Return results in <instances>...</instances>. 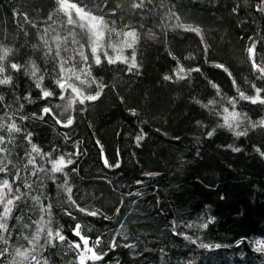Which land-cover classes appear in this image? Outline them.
Returning a JSON list of instances; mask_svg holds the SVG:
<instances>
[{"label":"trees","instance_id":"trees-1","mask_svg":"<svg viewBox=\"0 0 264 264\" xmlns=\"http://www.w3.org/2000/svg\"><path fill=\"white\" fill-rule=\"evenodd\" d=\"M137 2L81 3L92 8L93 14L103 15L109 29L115 30L110 41L106 32L107 42L123 40L117 32L136 31V43L124 48L123 55L130 59L134 51L137 68L129 71V65L121 62L93 65L90 77L80 76L85 83L75 78L72 82L84 95L100 91V96L69 106L72 96L65 93L61 100V90L54 83L57 61L51 38L67 36L72 26L64 24L55 0H0V47L12 50L4 63L22 66L19 72L6 73L12 76L11 85H0L4 97L0 123L15 120L22 129L12 134L13 142L0 145L8 149L0 153V159L6 155L10 171H19L22 177L13 185L14 190L20 185L22 196L8 221L10 235L4 234L8 243L0 241V250L7 249L0 264H35L31 255L40 264L45 259L47 264H78L79 250L70 246L80 242L73 234L77 223L89 246L99 240L94 251L106 253L88 264H264V251H255V242L264 240V127L258 126L264 120V105L240 99L237 91L252 96V83L264 87L246 51L255 41L256 61H264V12L255 7L259 0H144L142 8H133ZM178 24L199 27L201 34ZM45 29H49L47 34ZM42 36L53 48L50 55H45L48 48ZM76 39L84 43L81 36ZM78 47L62 46L60 56L71 57ZM84 51L89 53L87 44ZM108 52L116 55L111 49ZM88 62H92L90 54ZM31 63L45 74L43 87L53 96L40 98V89L26 74L25 66ZM181 65L185 79L174 76ZM81 66L86 67L77 64V70ZM165 76L173 79L165 80ZM97 83L103 85L102 91ZM29 94L31 102L25 99ZM233 98L234 109L229 103ZM44 107L51 113L39 119ZM224 108L242 117L246 114L236 128L246 135L238 137L220 127ZM22 116L28 119L22 121ZM69 118L73 122L65 127ZM26 133L32 134V143L43 152L56 149L54 156L72 159L64 169L66 178L56 173L50 179L47 171L30 174L33 169L27 165V153L31 145L24 139ZM0 135L7 140L6 129ZM141 135L143 139L137 142ZM229 145L241 150L234 152ZM36 162L50 167L38 156ZM65 179L76 205L97 215L81 213L70 203ZM25 183L31 187H24ZM49 204L51 227L59 229L66 240L48 246L45 230L29 259L17 256V249L31 248L29 240L37 227L33 221L42 215L48 220L41 205ZM69 211L71 216L66 214ZM205 223L206 228L200 226ZM205 244L209 247L201 246Z\"/></svg>","mask_w":264,"mask_h":264},{"label":"snow or ice","instance_id":"snow-or-ice-1","mask_svg":"<svg viewBox=\"0 0 264 264\" xmlns=\"http://www.w3.org/2000/svg\"><path fill=\"white\" fill-rule=\"evenodd\" d=\"M57 4L56 11L60 13L63 17V22L67 26H72L67 36H60L59 34H56L52 36V41L55 43V56L53 57L54 60L57 61V67H56V77L54 78L55 85L61 90L60 99L63 100L65 98V93H69L72 98L69 100V106L72 104L79 102L81 105L85 103V101H94L98 99L100 96V91H97L94 95H84L82 90L76 86L75 83H73V78L75 80L80 81L81 83H85V81H82L80 79L81 74H85L87 76H91V68L93 65H101L102 63H108V64H115L117 62H121L124 64L129 65V71H131L133 68H137L136 64V56L135 52L133 51L131 58L123 55L124 48H133L134 44L137 41V33L135 30H130L127 32H117L116 36L123 37V40H118L116 43H111L106 41V32L109 33L108 40L110 41L111 36L110 33L114 32V29H109L108 23L105 21L103 15H96L93 14V9L88 8V5L85 4L83 7H81V3L84 2V0H80V3L74 2V0H55ZM144 0H139L137 3H133L132 7L136 9H140L143 7ZM245 3H247V0H245ZM256 10L259 12H264V0H259V3L255 5ZM88 8L86 11L85 9ZM239 8V5L233 7L232 11L237 12ZM24 19L27 20V16H24ZM49 19H51V16H49ZM177 27L183 28L185 31L194 32L197 35L201 34V29L199 27H193L191 25H184V24H178ZM75 29H79V33L75 31ZM49 29H45V34ZM77 35L81 36L84 39V43H80L76 39ZM201 39L203 37L201 36ZM41 40L44 42V45L48 48L47 53L45 55H50L53 52V48L49 46V41L45 39L44 36L41 37ZM69 43L72 45H79L78 48H74L73 51L75 52V55L63 58L60 56V52L62 49V46H66ZM85 44L88 45L89 53L86 54L84 51ZM108 49H111L112 52L116 53V55H109ZM11 49L6 47H0V85H11L12 84V76L10 74H6L9 71L13 72H19L21 71V65L18 63H8L5 65V61L7 60V57L11 54ZM248 58L251 61L252 70L254 71L256 75V78L264 81V61H261V63H257L256 61V42L253 41V43L247 48ZM89 54L92 57V62L89 63ZM79 57V59H77ZM103 57V60H102ZM175 59V58H173ZM82 64L86 65L81 66L78 70L76 65ZM66 65H70L67 66ZM26 67V74L30 75L34 81L35 86L37 89H40V98L41 99H47L54 95L52 91H49L48 89L43 87V81H44V73L41 72L39 67L35 63H31L30 67ZM218 68H222V65H216ZM227 72V69H224ZM185 69L183 66H179L178 70L174 72V76L178 79H185L186 77L181 75ZM195 71H199V69H195ZM229 76H231V73H229ZM165 80H171L173 79V76H165ZM92 82L96 83L95 78H92ZM233 85H235L236 81H232ZM97 87L100 88L102 91L103 85L97 83ZM212 87L217 89V94H219V87L215 84L212 85ZM251 88L254 89V95L248 96L245 95L243 92H240L239 89H237L239 93V98L245 101H249L252 104H261L264 105V96L261 95L262 92H264V87H257L255 83L251 84ZM26 100L31 102V96L25 97ZM4 100L3 96H0V102ZM211 103V102H210ZM233 109L235 108L236 100L233 98L229 101ZM23 107V105H21ZM42 115L39 116V119H43L44 115L50 114L51 109L49 107H44L41 110ZM225 115L223 116L224 123L220 125V127H226L230 131H233L236 136H243L246 135V131H236V128L240 127V124L244 119H246V114L244 117L241 116V113L236 111H229L228 108H224ZM134 114V113H133ZM11 120V117H9ZM20 119L23 121L25 119H28L27 116H22ZM57 123H60L59 120L56 121ZM72 119L69 118L64 125L65 127L72 124ZM257 126V125H253ZM261 127H264V120H261L259 122V125ZM8 133V137L6 140V137L4 135H0V145H6V143L13 142V133H20L22 129L16 124L15 120H12L11 123H0V131L5 130ZM209 136L212 135L211 132L208 133ZM24 139L28 141V143L31 145L30 151L27 153L28 159H27V165L32 166L31 175L37 176L40 172L47 171L48 173L52 174L50 175V179L54 174L56 173H62L65 178L67 177V173L64 172V169L73 163L72 159H65L64 155H56L53 154L57 152L56 149H52L49 152H43L41 148H39L36 144L32 143V134L26 133L24 135ZM137 142H139L141 139H143V136H137ZM231 148L234 152H239L241 149L232 147V145L228 146ZM8 149L7 147H0V153H7ZM259 151V149H257ZM35 154V155H33ZM264 155V153H262ZM40 157L41 160H45L50 167L48 169H45L43 166H40L36 162V157ZM7 160V156L5 155L2 159H0V173L4 174L3 177H0V241H3L4 244L8 243V240L5 238V233H9L8 228V221L12 216L13 208L16 206V201L21 199L22 193L20 192V185H17L15 190L13 188V185L17 183V181H20L22 177L20 176L19 171L11 172L8 168V164H11L10 160H7V163L5 161ZM104 163L107 165V160L104 161ZM116 167H119V164L115 165ZM27 167V166H26ZM151 175V174H149ZM10 177V178H9ZM139 183V182H138ZM24 187L30 188L31 185L25 183L23 185ZM64 191L68 193V199L72 205H75V207L78 209L79 212L84 213L86 215L95 216L97 215V212L95 211H86L85 208H80L79 205H76V202L71 199V193L72 188L68 185L67 179L64 181ZM35 201H39V197H33ZM51 205H47L44 207L41 205V212H47L48 213V220L45 221L44 216L42 215L38 221H33L34 224L37 225L35 234L31 240H29V244L31 245L30 249H25L24 251H21L20 249L16 250V255L22 257L23 259H29V253H34L36 251V246L39 244V241L41 239V233L45 232L46 230V238H45V244L51 247H55V241L64 242L66 240V237L61 234V231L59 229H56L53 231V228L51 227L52 219H51ZM119 211V209H117ZM67 215L71 216L72 213L66 212ZM75 218V217H73ZM201 227L206 228L207 223L200 225ZM25 227H29V225H25ZM123 227V225H121ZM189 227H192V225H189ZM80 224L77 223L73 229V234L77 237H79L80 242H73L71 247H73L76 250H79V254L77 256L78 264H88V261H98L103 259L104 254H98L94 251V248L96 245L99 244V240H96L93 243V246H89V239L81 234L80 231ZM186 239H189L192 243H196V241L191 240V237H185ZM25 239H28L25 237ZM81 242L83 245V248L81 247ZM244 240H241L239 243H244ZM258 247L255 248V251H264V240H257L255 242ZM115 246V245H113ZM126 247H132V245H125ZM204 248H208L209 245H201ZM41 248L44 247V245H40ZM215 248H220L221 245H215ZM7 252V249L0 250V256L4 255ZM87 253L88 255H85ZM31 261H34L35 264H40V260L37 258L36 255H31L30 257ZM44 264H47V260H44Z\"/></svg>","mask_w":264,"mask_h":264},{"label":"rangeland","instance_id":"rangeland-1","mask_svg":"<svg viewBox=\"0 0 264 264\" xmlns=\"http://www.w3.org/2000/svg\"><path fill=\"white\" fill-rule=\"evenodd\" d=\"M71 99V98H70ZM258 246V245H257Z\"/></svg>","mask_w":264,"mask_h":264}]
</instances>
